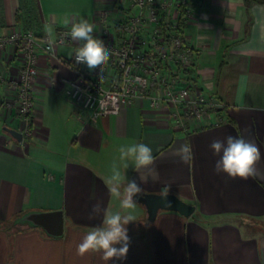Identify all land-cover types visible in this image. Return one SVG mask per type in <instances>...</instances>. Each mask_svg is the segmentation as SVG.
Returning a JSON list of instances; mask_svg holds the SVG:
<instances>
[{
  "label": "crops",
  "instance_id": "crops-1",
  "mask_svg": "<svg viewBox=\"0 0 264 264\" xmlns=\"http://www.w3.org/2000/svg\"><path fill=\"white\" fill-rule=\"evenodd\" d=\"M121 1L36 0L37 11L34 0L30 6L27 0H0V37L17 29L43 37L46 26L55 35L70 28L65 16L88 19L99 38L115 37ZM188 1L183 37L195 52L191 80L221 103L188 130L173 122L168 108L140 98L116 115L93 119L67 92L75 78L67 62L77 46L73 42L42 59L27 134L14 103L12 81L21 68L17 46L0 47V264H106L99 253L78 255L77 245L102 223V215L89 216L97 202L108 212L133 215L136 221L127 227L146 225L143 204L125 211L110 192L113 162L124 172L119 148L135 143L152 148L157 179L141 183L140 175L147 173L131 164L126 179H135L145 192L174 193L195 211L189 217L160 212L144 231L129 233L126 259L108 264H264V232L244 224L264 221V0ZM6 126L21 131L22 140ZM228 135L259 147L255 176L231 179L214 170L220 157L210 144ZM182 144L191 145L188 162L176 155ZM54 209L64 213L62 236L12 224L27 211Z\"/></svg>",
  "mask_w": 264,
  "mask_h": 264
},
{
  "label": "built area",
  "instance_id": "built-area-1",
  "mask_svg": "<svg viewBox=\"0 0 264 264\" xmlns=\"http://www.w3.org/2000/svg\"><path fill=\"white\" fill-rule=\"evenodd\" d=\"M186 1L122 0L114 21L118 33L100 38L111 50L102 78L99 70L89 71L86 65L77 64L73 54L75 78L67 89L71 100L97 119L118 114L125 103L147 99L154 107L168 108L175 124L186 130L196 127L221 103L201 92L191 80L192 75L189 78L178 69L192 68L195 58L178 27L179 7ZM69 31L65 28L51 35V46L48 34L39 37L21 29L0 37V47L15 44L21 60L18 79L12 83L14 103L27 134L41 61L53 54L55 47L73 43L67 36Z\"/></svg>",
  "mask_w": 264,
  "mask_h": 264
},
{
  "label": "clouds",
  "instance_id": "clouds-1",
  "mask_svg": "<svg viewBox=\"0 0 264 264\" xmlns=\"http://www.w3.org/2000/svg\"><path fill=\"white\" fill-rule=\"evenodd\" d=\"M228 4L229 0H227ZM64 24L70 25L67 36L77 44L73 56L75 62L86 65L89 71L99 70L100 78H102L103 66L108 63L111 50L102 39L94 35L95 25L84 17L77 18L76 16L71 18L65 16ZM51 31V27L46 26L50 46L54 43ZM261 36L264 37V26L261 27ZM210 148L215 155L220 157L215 163L214 170L217 173L223 172L231 179L245 180L256 175V164L261 159V152L254 142L246 140L243 136L228 135L224 140H213ZM119 153L120 160L123 161L124 172H121L120 165L114 161L109 178V183L112 185L110 192L120 200L122 209L135 208L134 197L141 195L144 189L135 179H126L125 170L131 164L138 173L141 171L147 173L144 176L140 175L141 183H147L149 178L155 181L157 179V176L153 175L155 156L152 148L145 143L122 145ZM176 155L182 162H188L193 155L191 145L182 144L176 150ZM122 186L123 191L121 192ZM99 215H102V223L93 227L83 237L77 245V254L84 256L89 252L99 253L106 264L114 259H126L131 243L127 225L136 221V218L127 213L108 212L100 202H97L92 205L89 216L91 218Z\"/></svg>",
  "mask_w": 264,
  "mask_h": 264
},
{
  "label": "water",
  "instance_id": "water-1",
  "mask_svg": "<svg viewBox=\"0 0 264 264\" xmlns=\"http://www.w3.org/2000/svg\"><path fill=\"white\" fill-rule=\"evenodd\" d=\"M5 129L18 141L23 133L16 128L6 126ZM166 194V198H165ZM135 201L146 208L145 224L155 222L161 211H175L189 217L195 211V205L170 192H145L136 196ZM13 225H29L41 227L48 235L59 237L64 234V213L62 209L30 210L14 219Z\"/></svg>",
  "mask_w": 264,
  "mask_h": 264
},
{
  "label": "trees",
  "instance_id": "trees-1",
  "mask_svg": "<svg viewBox=\"0 0 264 264\" xmlns=\"http://www.w3.org/2000/svg\"><path fill=\"white\" fill-rule=\"evenodd\" d=\"M189 4V1L187 0L185 2V4L181 5L179 8H180V13H179V16H178V27H179V33L182 35L183 34V30L186 26V20H187V6ZM34 7L35 9L38 11V4L36 2V0H34ZM36 21L38 23V25L42 24V19L41 17L36 14ZM68 63L71 64V61H67ZM180 71H182L187 77L191 78V75H192V68H186V69H183L181 70L180 68H178Z\"/></svg>",
  "mask_w": 264,
  "mask_h": 264
},
{
  "label": "rangeland",
  "instance_id": "rangeland-1",
  "mask_svg": "<svg viewBox=\"0 0 264 264\" xmlns=\"http://www.w3.org/2000/svg\"><path fill=\"white\" fill-rule=\"evenodd\" d=\"M27 2L29 3V6H30L31 3H32V0H27ZM30 8H31V7H30ZM114 28H115V30L118 31L117 24H115V23H114ZM117 31H116V33H118ZM213 111H215V109L211 110V112H213ZM211 112H210V113H211ZM207 116H208V115H207ZM207 116L201 120V122H200L201 124H202V122H205ZM200 123H199V124H200ZM0 128H1V127H0ZM1 129H2V128H1ZM125 211H127V209H125ZM161 212H163V211H161ZM244 224H245L246 228H249V227H250L251 229L256 230V233H263V232H264V221H261V222L246 221V222H244ZM146 227H148V225H142V226L137 227V228H130V227H127V228H128V235H129V233H130V234H131V233H140V232L144 231V229H145Z\"/></svg>",
  "mask_w": 264,
  "mask_h": 264
}]
</instances>
